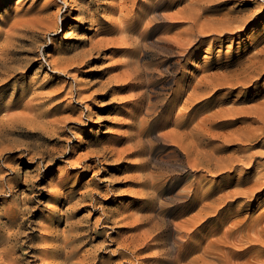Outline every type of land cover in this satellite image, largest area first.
I'll list each match as a JSON object with an SVG mask.
<instances>
[{
  "label": "rangeland",
  "instance_id": "obj_1",
  "mask_svg": "<svg viewBox=\"0 0 264 264\" xmlns=\"http://www.w3.org/2000/svg\"><path fill=\"white\" fill-rule=\"evenodd\" d=\"M65 1L0 0V55L14 71L0 92V175L20 182L0 202L30 194L23 179L35 175L32 225L44 228L28 229L26 251L76 228L77 257L97 264H264V136H251L262 124L234 113L264 106V72L235 84L264 49V0H213L202 14L242 25L237 36L180 45L189 23L166 33L145 22L124 34L129 45L107 46L147 0L122 12L121 0ZM169 2L170 14L198 6Z\"/></svg>",
  "mask_w": 264,
  "mask_h": 264
},
{
  "label": "bare ground",
  "instance_id": "obj_2",
  "mask_svg": "<svg viewBox=\"0 0 264 264\" xmlns=\"http://www.w3.org/2000/svg\"><path fill=\"white\" fill-rule=\"evenodd\" d=\"M136 1L138 0H121V2L119 3V10H121L122 12L123 9L127 7V2H132L134 4V2ZM194 1L198 6L192 9V11L188 15L184 13L185 9L178 10L175 13L172 12L173 14L168 13V10L171 6V2H169V0H147L146 3L141 2L139 3L138 9L136 11L134 7H132L131 10L133 11V17L131 18V20H129L122 29L117 30V33L120 35V37L117 38V41L105 42L101 46H107L109 44L129 45V37L127 39L126 37H124V34L128 32L138 33V28L145 24V22H148L149 24H151V26L154 27L158 23L163 24V32L166 33L172 31L175 28L176 24L180 25L189 23L190 27H184L176 33L180 41V45L186 44L189 40H191V37L194 36L195 33H212L220 34L223 36L229 33L233 34V36H237V33L242 30V25L230 26V24L228 23H223L222 26H219L217 24H210L208 22L200 21L202 18V14L204 12H214L218 3H216L215 1L213 2V0H208L206 2H210V4L207 5L205 3L201 4V0ZM211 2L213 3L212 5ZM68 4L69 0H66L65 5ZM160 10L163 12L159 13ZM115 27L116 26L112 24L110 30L112 31V29H115ZM70 28L71 25L69 26V29ZM161 42L162 41L160 39H156L155 41H153L155 45L161 44ZM161 45L166 50L171 48L167 43ZM138 51L139 45H133L132 55H137ZM7 61V55H0V92L5 91L4 86L8 83L12 76V73L14 72L12 67L7 64ZM53 69L57 70L59 68L56 67ZM262 72H264V49H259L257 52L251 55V57L247 58L244 64L240 66V69L236 73L237 78L235 84L239 86H246L249 82L254 81ZM128 87L131 88L134 87V85H128ZM5 98H0V103H3V100H5ZM234 113L247 114V117H245L246 119H251L254 122L261 123V127L258 130L251 132V136L253 135L255 138L264 136V106L260 108L258 107L255 110H238ZM4 122L5 121L3 119L0 120V147L1 144H3V140L6 135L5 127L3 125ZM199 144L202 143L200 142ZM4 150L5 149L2 148L0 152ZM34 177L28 178L27 176H24L23 179V183L28 186L30 194L27 195L24 191H20L21 194L11 193L10 199L8 198L9 200L4 199L2 203L0 202V264H31L32 262L34 263L36 261H40L42 264H97V262L91 260L88 255L77 257V244L80 238L75 234L76 228H67V231L69 230V233L67 235L63 234V236H61L62 233H59L58 235H39L37 238V243L35 245H29L30 251H26L28 244L31 241L29 238L30 236L28 234V229L32 228L33 230V228L39 227L38 229H35L40 231L44 228L41 223L32 225L34 222L36 223L34 217L31 215L33 209L32 204L34 203V200L36 198L34 192L37 188ZM11 179L13 181L8 184L7 179L5 180L4 176L2 177V174L0 175V196L6 191V189H8L9 192H12V190H14V192L18 191L17 187L18 184H20V182L18 181V177L14 176ZM8 181H10V179H8ZM178 231L179 234H181V237L178 238V242H181L180 244L183 245L185 243V240L183 239L182 234L185 233L186 226L179 225ZM182 245L177 246V259L180 261L184 259V254L186 251L185 248L182 247ZM18 250H24V254L29 255L28 257H31L32 260H28L25 262V258L21 259L16 257L15 255Z\"/></svg>",
  "mask_w": 264,
  "mask_h": 264
}]
</instances>
